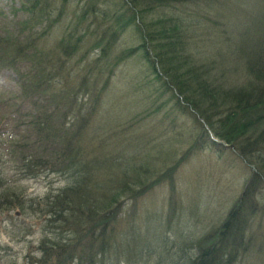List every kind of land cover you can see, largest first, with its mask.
Instances as JSON below:
<instances>
[{
  "label": "trees",
  "instance_id": "16d2710c",
  "mask_svg": "<svg viewBox=\"0 0 264 264\" xmlns=\"http://www.w3.org/2000/svg\"><path fill=\"white\" fill-rule=\"evenodd\" d=\"M57 1L60 5L65 3L64 0H22L25 18L20 20V27L0 18V72L8 69L16 72L22 90L15 97H26L36 110L27 112L33 124L31 129L35 131L31 136L33 143L26 151L21 147L27 144L16 145L18 150L15 152L23 172L20 173L28 178L39 177L58 167L69 175L66 187L57 193H49L42 200H27L16 193H9L5 199L9 207L27 208L44 220V224L39 221L44 226L43 242L28 253L30 256L23 264H123L124 260L139 254L130 231L129 243L121 245L120 236L127 231L118 222L125 223L126 220L129 229L132 227L135 212H128V218H124L127 201L137 205L138 200L160 181H151L153 177L149 174L158 176L163 170L152 173L151 169L134 166V154H128L126 161H130L126 165L123 161L110 163L105 153L111 146L104 143L108 134L95 136L92 132L97 109L102 108V94L108 86L106 81L98 89L95 83L104 78L105 71L110 70L113 74L117 63L118 66L140 52L145 54L149 70L162 86L157 88L163 89L164 93L172 92L176 106L192 114L189 115L199 129L194 150L186 151L178 160L175 155V165L171 164L167 170L171 183H175L172 168L176 166L177 171L188 161L191 151L193 153L201 145L208 146L210 133H215L224 142L221 148L237 151L253 168L240 194L242 197L232 205L226 219L214 226L215 231L201 235L193 232L194 254L187 255L185 264H239L248 251L254 254L258 240L262 241L256 260L264 259V232L252 223L253 216L264 208L261 204L264 201V156L258 154L264 150V0L246 1V6L253 7L250 22L243 17L244 23L237 25L233 21L230 24L229 17L224 15L223 20L220 17L214 21V27H209L218 39L210 38L206 53L214 49L216 43L226 42V48L240 62L245 74V80L239 82L232 77L231 80L224 78L229 69L222 67L223 61L216 70L222 77L215 75L217 58L200 64L196 62L194 57L199 59L201 52L192 50L190 53L187 49V35L195 26L190 23L192 19L187 20L176 13H170L171 17L156 15L162 7L177 5L180 9L179 6L209 0H118L114 4H108V0L89 1L81 17L92 21L86 26L83 24V30L79 27L82 24L77 22L75 29L63 33L54 49L47 50L42 46L46 34L38 29L45 24L52 27L56 21L53 17L62 16L61 6L55 4ZM190 16L198 17L193 12ZM97 23L102 27L92 30ZM230 26L235 28L236 38L231 34ZM132 28L142 42L124 49L109 69L119 39ZM25 35L27 39L24 40ZM87 37L92 42L80 60L89 63L90 68L76 88L72 84L64 85L62 80L68 81L73 72V67L71 69L66 62L70 63V59L85 48ZM95 55L97 58L92 60ZM25 63L31 66L28 65L27 72H22ZM58 82L62 88H58ZM81 92L87 93L86 99L92 103L77 102L76 97ZM52 105H56V109H52ZM76 113L78 118L74 120ZM151 154L155 157L154 151ZM169 197L173 201L177 196ZM1 200L4 199H0L3 204ZM180 209L177 216L170 211L169 224L181 218ZM189 214L200 222V212ZM16 220L17 217L12 216L13 224L18 223ZM26 224L22 223L24 228ZM135 228L139 225L135 224ZM16 229L24 232L19 226ZM30 229L24 234H33L34 227ZM151 242L146 238L143 248L147 247L150 253L157 252ZM35 251L39 255H32Z\"/></svg>",
  "mask_w": 264,
  "mask_h": 264
},
{
  "label": "rangeland",
  "instance_id": "374dc122",
  "mask_svg": "<svg viewBox=\"0 0 264 264\" xmlns=\"http://www.w3.org/2000/svg\"><path fill=\"white\" fill-rule=\"evenodd\" d=\"M89 1L96 0H64L65 3L62 5L58 1L55 2L58 7L61 6L63 13L61 17H53L56 21L52 27L45 24L38 29L39 32L46 34L42 38V46L47 47V50L54 49L58 39L64 35L63 33L69 29H75L77 22L82 24L79 27L83 30V24L86 26L92 21L82 20L81 17L83 8ZM117 1L108 0V4H114ZM246 1L219 0L216 2V0H209L206 3L179 6L180 9L174 5L160 8L156 15L161 18V15L171 17L170 13H176L182 17L185 16L187 20L192 19L189 22L194 23L195 26L187 35V49L190 53L192 50L201 52L199 59L194 57L196 62L200 64L202 61L208 62L212 58H217L215 71L222 66L223 61L222 67L229 69L225 72L224 78L231 80L232 77L239 82L245 80V74L240 62L226 48V42H218L213 47L214 49L206 52L210 38L218 39V35L209 31L210 26L214 27V21L227 15L230 24L233 21L238 23L237 25L244 23L243 17L250 22L253 7L246 6ZM190 12L196 13L198 17L192 18ZM0 18L12 21L14 27L15 23L20 27V20L25 18L22 12V0H0ZM227 20L228 18L224 21ZM101 27L100 23H97L92 26V30H99ZM230 28L231 34L236 38L235 28L233 26ZM186 29L189 31L190 28ZM35 34L38 35L37 31ZM23 38L27 39V35ZM91 42L92 40L87 37L85 48L71 58L70 63L66 62L71 69L73 67V72L68 81L62 80L64 85L72 84L76 88L85 78L90 64L80 58ZM141 42V37L134 28L127 30L119 39L115 53L110 58L109 69L116 61L115 57L121 55L124 49L138 46ZM142 54L140 52L118 66L117 63L113 74H110V70L105 71L104 78L95 83L98 89L103 87L106 81L108 86L102 94V108L97 109V121L94 123L92 133L95 136L98 133L108 134L104 143L105 146H111L110 150L105 153L110 163L123 161L126 165L128 154H134L135 161H132L134 166L151 169L152 173L157 172L158 169L163 170L158 176L149 174L150 178L153 177L151 181L155 179L160 181L138 200L137 205L131 203L130 200L127 201L124 218H128V212H135L132 227L129 229V222L126 220H124L125 223L118 222L119 226L121 225V228L127 231L126 234L120 236L122 246L129 243L130 231L133 240L141 236L140 241L144 238H147L149 242L152 241V245L157 247V252L150 253L147 247L143 248L141 244L136 245L135 248L140 250L139 254L132 259L124 260L123 264H178L179 244L191 243L193 232L196 234L200 232L198 235H201L226 219L232 205L242 197L240 194L253 168L236 153L237 151L229 147L221 148L223 146L220 143H211L213 142L211 139L208 146L201 145L192 153L195 148L193 146L198 142V125L193 122L192 114L176 106L175 99H172V92L164 93L163 89H158L162 86L154 79L145 60V54L143 52ZM220 54L224 57L222 58ZM96 58L95 55L92 60ZM28 65L31 66L30 63L23 64L21 71L27 72ZM95 69L98 70V67ZM216 74L222 77L217 71ZM57 86L62 88L60 82ZM21 90L15 71L8 69L0 72V199H4L1 200L3 204H0V264H23L24 259L30 256L28 253L35 250L43 242L45 236L44 228L42 229L44 226L40 224L44 221L42 217L38 214L34 216L27 208L9 207L5 202L8 194L16 193L27 200L31 198L42 200L51 192L57 193L68 184L69 179L68 173L58 167L46 171L39 177L28 178L20 173L22 170L19 156L16 153L18 150L16 145L17 143L27 144L26 147H21L26 151L27 147L33 143L31 136L35 131L31 129L33 124L27 112L36 111L33 110L34 106L26 97L18 99L15 97ZM86 98L87 93L81 92L76 97V101L92 103ZM84 107L86 108V105ZM90 107L91 104L89 109ZM18 108L20 109L17 110ZM51 108L56 109V105H52ZM77 118L76 113L74 120ZM190 149L192 151L187 158L188 161L182 164L177 171L176 166L172 168V174L175 173L173 178L175 183L172 184V178H169L170 172L167 170L173 164L175 155L178 160ZM153 151L155 157H152L151 152ZM258 154L264 156V150L258 151ZM102 177L105 176L102 175ZM172 194L177 196L173 201L169 197ZM261 204H264L263 200ZM180 208L183 213L181 218L169 224L167 219H169L170 211L172 210V214L177 216ZM189 212L195 214L200 212V222ZM12 216L17 217L16 222L18 223L13 224ZM22 223H27L26 229ZM252 223L254 227H260L264 232V208H260L253 216ZM135 224H138L139 228H135ZM17 226L24 232L31 231L32 226L34 233L25 235L24 232L16 229ZM136 232L140 235L135 234ZM157 239L161 241L153 243ZM260 241L262 240H258V243L261 245ZM259 244L254 254L248 251L243 262L239 264H264V259L256 260L261 250ZM33 254L39 255V252L35 251Z\"/></svg>",
  "mask_w": 264,
  "mask_h": 264
},
{
  "label": "bare ground",
  "instance_id": "6f19581e",
  "mask_svg": "<svg viewBox=\"0 0 264 264\" xmlns=\"http://www.w3.org/2000/svg\"><path fill=\"white\" fill-rule=\"evenodd\" d=\"M66 186H64V187H66ZM215 229L216 228L213 227L210 232H214ZM135 234H139V233L136 232ZM135 234H133V235H135ZM146 236H147V234H146ZM131 238H132V235H131ZM140 239H141V236H138L136 240H133V239L132 240L135 241V245H140V244L143 245L146 238L142 239V241H140ZM179 245H180L179 246L180 247V258H179L178 264H185V260L187 258V255L194 254V246H193V243L192 242L191 243H188V244H181L180 243ZM166 261H168V260L166 259Z\"/></svg>",
  "mask_w": 264,
  "mask_h": 264
},
{
  "label": "water",
  "instance_id": "95a60500",
  "mask_svg": "<svg viewBox=\"0 0 264 264\" xmlns=\"http://www.w3.org/2000/svg\"><path fill=\"white\" fill-rule=\"evenodd\" d=\"M211 139H212L213 141H216V142L222 143L221 141L217 140L212 134H211Z\"/></svg>",
  "mask_w": 264,
  "mask_h": 264
}]
</instances>
